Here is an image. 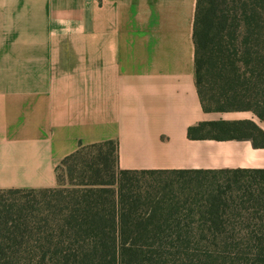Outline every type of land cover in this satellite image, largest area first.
<instances>
[{
	"label": "crops",
	"instance_id": "0c3cea01",
	"mask_svg": "<svg viewBox=\"0 0 264 264\" xmlns=\"http://www.w3.org/2000/svg\"><path fill=\"white\" fill-rule=\"evenodd\" d=\"M196 0H0V189L52 188L61 159L105 140L118 168H264V146L189 139L205 112L194 84Z\"/></svg>",
	"mask_w": 264,
	"mask_h": 264
},
{
	"label": "trees",
	"instance_id": "16d2710c",
	"mask_svg": "<svg viewBox=\"0 0 264 264\" xmlns=\"http://www.w3.org/2000/svg\"><path fill=\"white\" fill-rule=\"evenodd\" d=\"M194 84L205 112L264 123V0H196ZM264 146L256 125L199 122L189 139ZM52 188L0 189V264H264V168H118L117 142L79 146Z\"/></svg>",
	"mask_w": 264,
	"mask_h": 264
}]
</instances>
